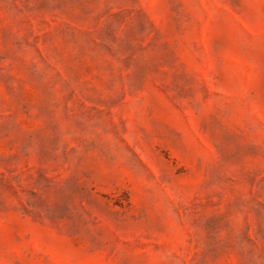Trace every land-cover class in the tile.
<instances>
[{"label":"rangeland","instance_id":"374dc122","mask_svg":"<svg viewBox=\"0 0 264 264\" xmlns=\"http://www.w3.org/2000/svg\"><path fill=\"white\" fill-rule=\"evenodd\" d=\"M0 264H264V0H0Z\"/></svg>","mask_w":264,"mask_h":264}]
</instances>
